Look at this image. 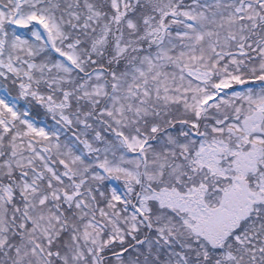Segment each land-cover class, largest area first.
<instances>
[{
  "label": "snow or ice",
  "instance_id": "6c2138e0",
  "mask_svg": "<svg viewBox=\"0 0 264 264\" xmlns=\"http://www.w3.org/2000/svg\"><path fill=\"white\" fill-rule=\"evenodd\" d=\"M0 264H264V0H0Z\"/></svg>",
  "mask_w": 264,
  "mask_h": 264
}]
</instances>
